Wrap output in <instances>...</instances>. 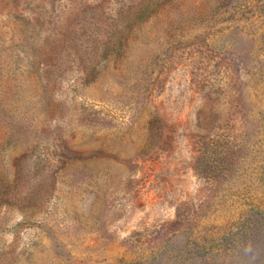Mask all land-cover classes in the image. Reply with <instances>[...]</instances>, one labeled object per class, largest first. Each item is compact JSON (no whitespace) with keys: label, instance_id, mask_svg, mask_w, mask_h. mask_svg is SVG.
Listing matches in <instances>:
<instances>
[{"label":"rangeland","instance_id":"obj_1","mask_svg":"<svg viewBox=\"0 0 264 264\" xmlns=\"http://www.w3.org/2000/svg\"><path fill=\"white\" fill-rule=\"evenodd\" d=\"M0 264H264V0H0Z\"/></svg>","mask_w":264,"mask_h":264}]
</instances>
